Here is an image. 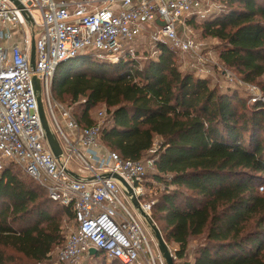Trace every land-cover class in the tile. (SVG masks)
<instances>
[{
  "label": "trees",
  "instance_id": "trees-1",
  "mask_svg": "<svg viewBox=\"0 0 264 264\" xmlns=\"http://www.w3.org/2000/svg\"><path fill=\"white\" fill-rule=\"evenodd\" d=\"M218 2L204 20L186 24L202 23L220 42L221 64L264 97V0ZM171 50L137 49L135 55L151 56L141 69L131 56L116 65L72 59L56 68L51 92L69 99L68 107L78 103L72 115L82 127L96 126L90 112L105 107L98 141L123 159L141 160L160 139L150 217L163 240L177 245L178 257L192 264H264V102L181 73ZM23 176L8 167L0 173V264H20L6 251L41 264L63 241L60 221L48 212L60 205ZM60 207L73 223L71 209ZM99 258L108 260L100 251L89 255Z\"/></svg>",
  "mask_w": 264,
  "mask_h": 264
},
{
  "label": "built area",
  "instance_id": "built-area-1",
  "mask_svg": "<svg viewBox=\"0 0 264 264\" xmlns=\"http://www.w3.org/2000/svg\"><path fill=\"white\" fill-rule=\"evenodd\" d=\"M214 4L211 0H0V170L1 160L11 161L42 186L52 202L71 209L73 224L57 249L58 264H82L89 249L120 264L165 261L151 251L146 234L122 200L133 207L135 198L145 219L151 221L153 202L141 198L153 159H123L99 146L98 126H80L70 110L53 101L56 68L84 55L94 54L111 63L133 57L143 33L152 47L164 44L182 54L196 53L198 46L190 36L180 35L176 23L191 17L202 21L218 8ZM35 11L40 15L37 37ZM33 79L39 84L49 129L60 139L59 160L40 124ZM255 100L264 102V97L255 94L250 101ZM97 147L103 149L102 155L89 152ZM109 174L119 176L132 194L127 195L117 180L106 178ZM176 249L169 250L173 264H192L178 257Z\"/></svg>",
  "mask_w": 264,
  "mask_h": 264
},
{
  "label": "rangeland",
  "instance_id": "rangeland-1",
  "mask_svg": "<svg viewBox=\"0 0 264 264\" xmlns=\"http://www.w3.org/2000/svg\"><path fill=\"white\" fill-rule=\"evenodd\" d=\"M211 1H213L218 6L219 0H211ZM212 15L213 14H211L210 16ZM33 17L36 23V25L33 26L34 36L37 37L40 32V28L38 27V25L40 24V15L37 11H35L33 13ZM197 22H201V21H197ZM201 24L199 23L195 25H188L186 24V20L181 22V24L176 23V27L178 31L180 32V35L190 36L194 40L196 45L198 46L196 53H192V54H189V53L182 54L176 50H171L172 52L171 56H172L173 63L179 69V71L181 73H185V72L191 73L193 76H201L202 78L206 79L209 82L210 87H215L220 91L230 90V92H236L243 99L245 97L250 98L254 96L255 94H260L259 87L256 84H248V85L253 86L254 88L253 90L249 89L246 83H243L239 80V77L235 73V71L229 68H226L221 64V62L218 59V53L220 50V47H219L220 42L217 39L209 36L204 31ZM147 36H148L147 33L146 34L143 33V35L141 36L139 46L137 47V49H139L140 52H143L144 50L148 49L149 44L147 41V38H148ZM77 58H86V59L95 61L100 64L102 63L107 64V62H105L104 59H100L94 54L78 56ZM129 58L131 61H133V64L137 69H141L144 67L148 59L151 58V56H149L147 53L145 54L139 53ZM120 61L121 59H119L117 62H114L115 64L111 62L110 63L112 65H116ZM51 96L54 102H56L57 104H61L62 106H65L68 110H70V112L73 115H75V117H77L78 112L76 110V106L78 103L72 104L71 107H68L69 99L65 98V96L59 99L55 91L51 92ZM64 98L65 100H62ZM80 102L82 103L83 101L80 100ZM99 112L102 113L101 116L98 115ZM108 115L109 114L107 113L105 107H103L101 104H98L90 112V116L94 120V124L100 127L105 123V120L108 119ZM56 117L59 120L58 113H56ZM47 122H48V119H47ZM59 122L62 128L64 129L63 127L64 123L61 120H59ZM64 131L66 132L65 129ZM58 141L60 142L59 137H58ZM159 142H160V139L155 138L153 149L144 153V155L141 158L142 161L152 160L154 158V150ZM97 144L99 146H102L100 141H97ZM1 164H2V168L0 170V173L4 168L8 167L14 173L18 174L20 177L25 178L23 176L24 174L20 171V169L11 161L1 160ZM146 172L147 173L145 174L144 180H143L145 184L143 187V192H144L143 198L144 199L141 198V201L149 202V201H153V199L156 197L155 189L158 187V185L151 179V175L155 172V169L148 168ZM122 200L131 210L132 214L136 217L141 228L146 234L151 251L155 255L159 254L157 242L153 236L150 226L147 223V220L140 214L138 210L130 206L126 200H124L123 198ZM48 212L50 215L55 216L60 221V231H61V236L63 238V241L61 243L62 245L67 235L69 234L70 229L72 228V224H73L72 220L69 219L64 214L63 208H61L60 206L56 204H52ZM196 241L197 240H195L194 238L190 241V247L188 249L189 250L188 252L190 254L192 253L193 251L192 249L196 245ZM166 245L168 247V250H173L175 248V245L172 242L166 243ZM59 246L54 248V250H52L50 254L49 259L42 262L41 264H58V262L56 261V252ZM6 254L8 256H11L14 261H17L20 264H28L26 261H22L21 257L13 252L6 251ZM82 264H115V263H111L109 260L106 261L105 259H100V258L96 260L95 259L91 260L89 259V257H86V258L84 257L82 259Z\"/></svg>",
  "mask_w": 264,
  "mask_h": 264
},
{
  "label": "water",
  "instance_id": "water-1",
  "mask_svg": "<svg viewBox=\"0 0 264 264\" xmlns=\"http://www.w3.org/2000/svg\"><path fill=\"white\" fill-rule=\"evenodd\" d=\"M28 20V19H27ZM30 64H31V68L33 69L34 66V39L32 37L31 39V56H30ZM33 85H34V89L36 92V103H37V112H38V116H39V120H40V124L41 127L43 129L47 144L49 146V149L51 150L53 156L59 160V155L61 154V149L59 146V143L56 139V137L53 135V133L51 132V130L49 129L47 120L45 118V114H44V110H43V105L40 99V93H39V84L38 81L36 79H33ZM111 177L112 179L117 180L118 182H120L125 189L127 190V195L132 194L131 189L127 186V184L117 175H106V178ZM132 204L133 207L138 210L140 212V214L144 217L145 215L143 214V212L141 211V209L139 208V205L136 201L135 198H132ZM148 225L150 226L153 236L157 242V246H158V251L159 253L162 255L165 264H173L172 262V258L170 256L168 247L165 243V241L163 240V237L160 233V231L157 229V227L153 224V222H151L150 220L146 219ZM96 250L95 249H89V254H93L95 253Z\"/></svg>",
  "mask_w": 264,
  "mask_h": 264
},
{
  "label": "crops",
  "instance_id": "crops-1",
  "mask_svg": "<svg viewBox=\"0 0 264 264\" xmlns=\"http://www.w3.org/2000/svg\"><path fill=\"white\" fill-rule=\"evenodd\" d=\"M89 152L92 154H96V155H102L103 149L101 147H97V148L91 149ZM175 247H177V245H175Z\"/></svg>",
  "mask_w": 264,
  "mask_h": 264
}]
</instances>
